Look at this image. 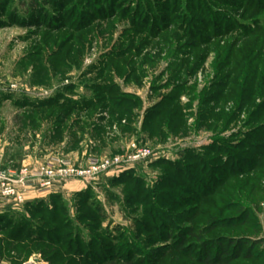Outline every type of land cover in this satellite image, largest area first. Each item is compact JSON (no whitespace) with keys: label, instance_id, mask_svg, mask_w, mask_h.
Masks as SVG:
<instances>
[{"label":"rangeland","instance_id":"rangeland-1","mask_svg":"<svg viewBox=\"0 0 264 264\" xmlns=\"http://www.w3.org/2000/svg\"><path fill=\"white\" fill-rule=\"evenodd\" d=\"M102 88L134 97L120 122L133 132L101 104L56 127ZM47 100L56 116L30 114ZM131 143L150 157L55 200L1 202L0 264H204L203 242L264 264V0H0V161L102 159Z\"/></svg>","mask_w":264,"mask_h":264},{"label":"built area","instance_id":"built-area-1","mask_svg":"<svg viewBox=\"0 0 264 264\" xmlns=\"http://www.w3.org/2000/svg\"><path fill=\"white\" fill-rule=\"evenodd\" d=\"M128 151L123 155L102 159L52 155L37 166L21 165L17 168L0 162V203L19 205L29 197H47L58 186L71 182L85 186L94 184L102 176L117 175L150 157L147 149L135 143L129 145Z\"/></svg>","mask_w":264,"mask_h":264},{"label":"trees","instance_id":"trees-1","mask_svg":"<svg viewBox=\"0 0 264 264\" xmlns=\"http://www.w3.org/2000/svg\"><path fill=\"white\" fill-rule=\"evenodd\" d=\"M92 21L93 20H91L90 22H87V23L83 24L82 26L78 27L77 31H84V30L88 29L90 26H92V24H93ZM133 73H135V72H133ZM129 78H131V75ZM127 80H129V79L127 78ZM100 92H102V94H106V96L110 94L109 93L110 91L106 90L105 88L98 89V93H100ZM133 98L134 97L128 96L126 94H124V95L122 94V95H120V97H118V96H107L104 99L93 98V99H90L89 101H87L86 102L87 104L84 106L70 102L71 103L70 107L67 108L66 110H63L62 112H60V114L57 115V120L55 121L56 127L57 128L62 127V126L64 127V124L66 123V121L68 120V118L70 117V115L72 113L87 114L88 117L91 116L93 114L94 109H96V107L99 106L100 104L102 105V107H110V109H112L111 110L112 115L117 113L119 116L116 119V121L118 122V124H120L122 119L130 118V116H131L130 109L133 106V104L131 103L130 100ZM134 102H135V100H134ZM53 103L54 102L52 100H47V101L41 102L39 104L38 103L31 104V109L29 110V112H30V114L40 113L42 115L46 114L49 117H54V116H56V110L55 109H52V110L48 109L51 107V105ZM160 105L161 104L155 105L153 110L151 111V113L149 115H148V112L146 113L145 116L147 118L143 124L144 130L148 127L150 122L152 123L156 118H159L161 116L160 112L158 110H156V109H158V107ZM124 107H127V109H124ZM237 115H239V114H237ZM205 118H207V116ZM201 119H203V118H201ZM228 119H229V117L226 118L225 125L229 123ZM78 123H79L78 120H73L72 124H70L67 128L72 129L73 125L78 124ZM144 125H145V128H144ZM131 173H132L131 171L123 172L117 176L118 178L113 177L109 182H120L122 179H124V177L129 176ZM59 195L60 194L52 193V194L48 195L47 198L48 199L50 198L51 200L52 199L55 200V199L59 198L58 197ZM31 203H34V202H27L26 205L31 204ZM225 243H228L229 246L236 244V242L232 241V240L225 241ZM222 247L223 246L220 242H217L215 245L214 244L209 245V243L203 242L200 245V248L202 249L201 253H204L208 257L209 256L208 251H210V250L215 251L214 252L215 254L213 256H211V258H206L204 260V264H231V262L233 260H235L236 258L239 257L238 254H235L233 256L235 258H231L229 256H225L223 258L221 255H224L225 252L222 251L224 249ZM200 248H198V249H200ZM217 248H218V251H217ZM95 264H143V261L141 260V258L140 259H134L133 255H130L128 257L106 256V257L100 258L98 260V262H96Z\"/></svg>","mask_w":264,"mask_h":264},{"label":"crops","instance_id":"crops-1","mask_svg":"<svg viewBox=\"0 0 264 264\" xmlns=\"http://www.w3.org/2000/svg\"><path fill=\"white\" fill-rule=\"evenodd\" d=\"M84 115V114H82ZM107 118L108 116L106 115L105 118H101V119H98L97 121V125L96 127H101L105 122H107ZM123 121V120H122ZM112 123H115L117 124V126L119 127L120 130L122 131H129V132H133L134 128H131L130 126H128L129 124H127V122H125V124H118L117 121L115 122H112ZM113 124V125H115ZM142 124V123H141ZM138 128H142L141 125H139ZM2 160V159H1ZM0 162H6L5 160L3 161H0ZM25 162H23L24 164ZM27 163V162H26ZM25 166H30L31 164H24ZM83 189H86V186L81 184V183H78V182H71V183H68L66 184L65 186H58L55 191L53 193H56V194H65V193H68V192H77V191H82Z\"/></svg>","mask_w":264,"mask_h":264}]
</instances>
